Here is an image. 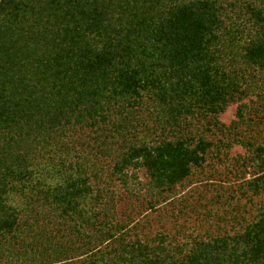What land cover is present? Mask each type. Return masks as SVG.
Returning <instances> with one entry per match:
<instances>
[{
    "label": "trees",
    "instance_id": "16d2710c",
    "mask_svg": "<svg viewBox=\"0 0 264 264\" xmlns=\"http://www.w3.org/2000/svg\"><path fill=\"white\" fill-rule=\"evenodd\" d=\"M0 264H264V0H0Z\"/></svg>",
    "mask_w": 264,
    "mask_h": 264
},
{
    "label": "rangeland",
    "instance_id": "374dc122",
    "mask_svg": "<svg viewBox=\"0 0 264 264\" xmlns=\"http://www.w3.org/2000/svg\"><path fill=\"white\" fill-rule=\"evenodd\" d=\"M237 104H232L220 115V118L222 121L229 123L234 117H235V110H236ZM238 153L243 154L244 150L240 146H236L233 148L231 155H236ZM232 164V163H231ZM221 172L224 170L222 166L218 167ZM145 173L139 172V180L144 181L145 180ZM221 180H218L220 182ZM227 184V183H225ZM131 186V185H130ZM202 186V185H197ZM186 192V193H185ZM139 197L141 200H144L143 202L146 204V194L145 191H139ZM185 193V194H184ZM189 194L187 189L184 191L182 189V192L175 197V200L184 197L185 195ZM196 198V196L194 195ZM190 197L189 202L193 203L195 198ZM174 200V202H175ZM205 200V199H204ZM202 200V202L204 201ZM126 201H129L127 199ZM125 201V202H126ZM196 201V200H195ZM124 201H121L119 205H122ZM182 209L179 202L177 205H171V204H162L158 206L156 209L148 211L149 213H146L144 218L143 216H140L138 219L139 224L136 229H133V232H140L141 230V224H146L148 227H150V231L154 234L157 231L162 232L165 234H171L176 235V238L179 241H183L185 239L190 238L188 234L196 235L200 231H206L209 230H215V222L210 223L207 218H204L201 211L204 212V210H207V207L205 209H202L200 206L196 207V209H185L186 214L178 215L179 211ZM214 209H218L217 206L214 207ZM148 221V222H147ZM147 222V223H146ZM136 224L132 223V225ZM131 225V226H132ZM211 225V226H210ZM213 225V226H212ZM133 228V227H132ZM140 229V230H139Z\"/></svg>",
    "mask_w": 264,
    "mask_h": 264
}]
</instances>
